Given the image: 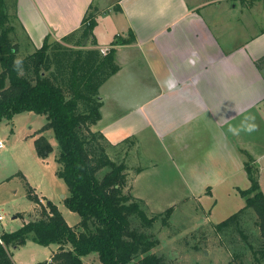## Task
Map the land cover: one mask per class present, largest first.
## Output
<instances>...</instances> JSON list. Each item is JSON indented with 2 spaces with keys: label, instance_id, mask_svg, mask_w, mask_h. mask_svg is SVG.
<instances>
[{
  "label": "crops",
  "instance_id": "crops-1",
  "mask_svg": "<svg viewBox=\"0 0 264 264\" xmlns=\"http://www.w3.org/2000/svg\"><path fill=\"white\" fill-rule=\"evenodd\" d=\"M110 2L17 0V40L20 45L22 38L26 41V56L47 38L73 47L63 40L80 30L92 9L97 25L84 49L106 54L117 37L135 38L115 47L121 69L100 88L102 119L93 128L103 133L111 150L134 140L128 164L141 142L159 144L189 198L204 204L209 217L223 190L238 195L233 176L247 177L245 154L253 158L264 192V67H257L264 57V0ZM102 21L107 35L99 32ZM247 125L255 127L248 131ZM151 167L155 165L138 168L132 189L147 204L137 185ZM22 219L19 229L26 222ZM19 248L12 250L13 261ZM57 249L55 245L50 261Z\"/></svg>",
  "mask_w": 264,
  "mask_h": 264
},
{
  "label": "trees",
  "instance_id": "trees-1",
  "mask_svg": "<svg viewBox=\"0 0 264 264\" xmlns=\"http://www.w3.org/2000/svg\"><path fill=\"white\" fill-rule=\"evenodd\" d=\"M16 5L14 0V9ZM116 10L121 8L117 6ZM8 11L7 0H0V119L12 122L16 114L23 112L48 116L35 148L40 157L49 156L52 147L41 134L52 129L60 149L57 176L70 193L65 203L81 221L70 226L55 204L43 205L28 188L27 197L41 208V216L27 221V216L37 209L22 213L20 216L26 222L20 229L0 234V264H15L10 249L29 241L58 246L48 264H84L83 258L93 254L101 264H166L162 256L153 253L159 241L151 230L159 221L168 226L174 208L149 217L145 202L126 192V166L110 158L108 140L100 131L92 130L102 119L100 88L121 69L115 47L134 42V36L117 39L106 54L99 49H84V41L92 36L97 25V14L91 9L80 30L63 40L69 45L74 43V48L50 43L47 38L40 49L17 64V50L10 40L12 28L4 29L10 17ZM92 44L96 42L92 40ZM257 67H264V57L257 61ZM245 158L251 185L238 189L245 206L212 227L216 234L226 237L238 233L251 249L255 263L264 264V192L253 158L247 154ZM251 214L256 217L255 227L259 231L257 247L249 241L244 227Z\"/></svg>",
  "mask_w": 264,
  "mask_h": 264
},
{
  "label": "rangeland",
  "instance_id": "rangeland-1",
  "mask_svg": "<svg viewBox=\"0 0 264 264\" xmlns=\"http://www.w3.org/2000/svg\"><path fill=\"white\" fill-rule=\"evenodd\" d=\"M105 1L116 3L118 0H98V4ZM7 3L10 17L4 29L12 28L11 45L16 47V59L20 61L26 57L28 53L26 51L29 48L25 45L24 38L21 45L17 40L19 25L15 19L14 0H7ZM101 24L100 33L104 31V26H108L104 21ZM1 31L0 29V34ZM107 34L106 31L103 32V35ZM121 38V36L117 37V39ZM47 123L46 114L35 112L16 114L13 123L5 118L0 119V213L4 217V220L0 222V234L5 230L7 232L18 230L24 221L20 215L33 209L35 204L27 197V189L32 187L39 196L44 198L43 205L48 202L55 204L70 226L78 225L81 221V217L72 212L65 203V198L70 193L66 183L57 176L56 159L60 149L52 129L41 134L50 143L52 152L46 158L37 154L35 140L39 138L40 130ZM92 130L95 131L94 128ZM134 142L129 139L120 149L114 151L111 150L110 145L106 148L113 161L126 166L128 174L126 192L135 199H140L132 193L133 183L139 172L138 168L155 165L154 168H149L145 177L137 185V194L147 200L148 204L144 202L149 217L163 214L169 208L174 209L168 226H163L159 221L151 230L159 241L153 253L162 256L166 264H256L251 249L238 233L232 237H226L216 234L212 227V224L223 222L245 206V200L238 191V189L245 190L249 186L245 173H237L233 176V181H236L240 187L237 188L238 195L235 197L233 194L226 193V189L223 190V197L218 202L213 215L209 217L204 204L189 198L187 189L177 178L168 155L159 144L141 142L138 151H134L127 164L128 153L135 148ZM128 166L131 168L128 169ZM28 182L32 187L27 184ZM18 213L21 214L18 215ZM41 213V208L37 207L36 212L27 216V221L38 220ZM15 216L19 217L15 219ZM255 220L254 214L249 215L244 227L250 237L249 241L257 247L259 231L255 227ZM54 248L55 245L42 246L29 241L15 252L13 251L14 262L15 264H45L50 261ZM83 262L84 264H101L95 254L83 258Z\"/></svg>",
  "mask_w": 264,
  "mask_h": 264
},
{
  "label": "clouds",
  "instance_id": "clouds-1",
  "mask_svg": "<svg viewBox=\"0 0 264 264\" xmlns=\"http://www.w3.org/2000/svg\"><path fill=\"white\" fill-rule=\"evenodd\" d=\"M19 63V61H17V64ZM247 119H249V118H246V120ZM244 126V124L242 123V125H241V127H243ZM255 127V125H247V130L248 131H251L252 130V128H254ZM240 129L239 128H234V129H232V131H234V132H238Z\"/></svg>",
  "mask_w": 264,
  "mask_h": 264
},
{
  "label": "built area",
  "instance_id": "built-area-1",
  "mask_svg": "<svg viewBox=\"0 0 264 264\" xmlns=\"http://www.w3.org/2000/svg\"><path fill=\"white\" fill-rule=\"evenodd\" d=\"M1 146V145H0ZM3 220V216L0 214V222ZM0 243L3 244V241L0 239Z\"/></svg>",
  "mask_w": 264,
  "mask_h": 264
},
{
  "label": "water",
  "instance_id": "water-1",
  "mask_svg": "<svg viewBox=\"0 0 264 264\" xmlns=\"http://www.w3.org/2000/svg\"><path fill=\"white\" fill-rule=\"evenodd\" d=\"M45 264H47V263H45Z\"/></svg>",
  "mask_w": 264,
  "mask_h": 264
}]
</instances>
